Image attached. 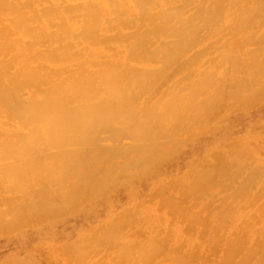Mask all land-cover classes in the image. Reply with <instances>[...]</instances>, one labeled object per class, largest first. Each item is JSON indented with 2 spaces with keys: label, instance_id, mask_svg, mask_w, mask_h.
<instances>
[{
  "label": "bare ground",
  "instance_id": "6f19581e",
  "mask_svg": "<svg viewBox=\"0 0 264 264\" xmlns=\"http://www.w3.org/2000/svg\"><path fill=\"white\" fill-rule=\"evenodd\" d=\"M262 152L264 0H0V264H264Z\"/></svg>",
  "mask_w": 264,
  "mask_h": 264
},
{
  "label": "rangeland",
  "instance_id": "374dc122",
  "mask_svg": "<svg viewBox=\"0 0 264 264\" xmlns=\"http://www.w3.org/2000/svg\"><path fill=\"white\" fill-rule=\"evenodd\" d=\"M231 120H234L235 119V117H232V118H230ZM244 121H250L249 119H247V118H243V119H241V120H235L234 121V123H236V124H240V123H242V122H244ZM229 129V125H227L226 124V122H223L222 123V125H221V127L216 131L217 133H224L225 131H227ZM262 155H263V158H264V152H262ZM54 234V233H53ZM55 235V234H54ZM7 250H8V248L7 247H2L1 245H0V255L2 254V253H5V252H7Z\"/></svg>",
  "mask_w": 264,
  "mask_h": 264
}]
</instances>
